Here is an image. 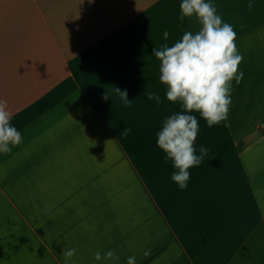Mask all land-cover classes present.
Listing matches in <instances>:
<instances>
[{"label": "crops", "instance_id": "0c3cea01", "mask_svg": "<svg viewBox=\"0 0 264 264\" xmlns=\"http://www.w3.org/2000/svg\"><path fill=\"white\" fill-rule=\"evenodd\" d=\"M206 2L233 26L243 56V79L231 81L230 127L209 128L199 112L170 102L160 82L153 49L200 28L194 17L180 20L182 0H0V99L23 141L0 153V264H65L11 201L25 196L79 264H111L94 258L109 250L118 264L131 256L135 264H264V0ZM131 67L132 170L144 199L132 206L128 235L114 234V248L104 250L99 201L89 196L82 97L103 82L122 84ZM177 113L198 120L195 154L208 150L184 190L157 145L163 122Z\"/></svg>", "mask_w": 264, "mask_h": 264}, {"label": "clouds", "instance_id": "9594fccd", "mask_svg": "<svg viewBox=\"0 0 264 264\" xmlns=\"http://www.w3.org/2000/svg\"><path fill=\"white\" fill-rule=\"evenodd\" d=\"M180 20L185 17L195 18L200 24L199 30L193 34L188 31L183 34L182 40L173 46L164 45L163 50L153 49L154 56L161 61L159 72L160 82L166 85V96L170 102H181L186 112H199L200 116L211 128L214 125L224 123V127H230L228 113L231 106V81L235 79L239 84L243 79V73L239 71V65L243 56L236 46V32L233 26L224 23L217 14L215 6L206 0H182L180 4ZM249 10L253 4L249 3ZM243 27V25H242ZM169 33L164 32L167 39ZM120 94L125 106H130L132 101L128 99L126 90L115 89ZM105 99L108 98L107 93ZM147 99H155L159 104L160 97L153 93H147ZM13 113L8 108L7 100L0 99V153L8 154L12 148L21 144V133L11 125ZM131 132L127 126L123 135L126 138ZM199 132V123L194 115L174 114L163 122L162 130L157 133V145L173 162L178 171L173 172L172 180L181 190L187 188L190 179L189 169L199 166L207 149L201 147V155L197 156L194 147ZM76 254V249L62 251L65 264L71 261ZM145 257L150 255V250L145 251ZM96 261H111L118 264L119 256L114 250L102 254L97 251L94 254ZM136 257L127 259V264H135Z\"/></svg>", "mask_w": 264, "mask_h": 264}, {"label": "rangeland", "instance_id": "374dc122", "mask_svg": "<svg viewBox=\"0 0 264 264\" xmlns=\"http://www.w3.org/2000/svg\"><path fill=\"white\" fill-rule=\"evenodd\" d=\"M122 70L128 72V69L122 68ZM96 86H98L97 93H88L85 98L82 97V102L83 106L87 105L85 124L88 128L90 144L89 196L99 201L98 204L93 203V208H98L99 205L98 213L102 219L99 231L104 238V250H108L112 247L108 240L114 234L116 236H119L120 232L127 234L125 229H132V206L143 204L144 199L143 182L132 170V103L130 106H125L120 94L115 90L116 88L126 90L128 99L132 101V67L130 75L122 84L108 81ZM106 93L107 99L104 98ZM126 126L131 132L125 138L123 131ZM94 176L98 181L96 179L91 181ZM32 200L31 197L26 196L11 198V201L24 213L26 221L35 225L42 239L51 244L56 250L55 253L64 260L62 255L64 245H60L57 237L49 232V223L43 222L44 219H38V216L34 217ZM89 202L91 204L92 198ZM85 210L89 212L87 207ZM44 217L47 218V215ZM25 232L28 233L27 230ZM77 263L79 264V261ZM68 264L71 262L69 261Z\"/></svg>", "mask_w": 264, "mask_h": 264}, {"label": "built area", "instance_id": "2783aa9c", "mask_svg": "<svg viewBox=\"0 0 264 264\" xmlns=\"http://www.w3.org/2000/svg\"><path fill=\"white\" fill-rule=\"evenodd\" d=\"M263 124H264V121H263Z\"/></svg>", "mask_w": 264, "mask_h": 264}]
</instances>
